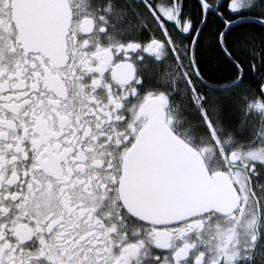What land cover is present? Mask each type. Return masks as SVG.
<instances>
[{"label": "snow or ice", "instance_id": "snow-or-ice-1", "mask_svg": "<svg viewBox=\"0 0 264 264\" xmlns=\"http://www.w3.org/2000/svg\"><path fill=\"white\" fill-rule=\"evenodd\" d=\"M0 264H264V0H0Z\"/></svg>", "mask_w": 264, "mask_h": 264}]
</instances>
